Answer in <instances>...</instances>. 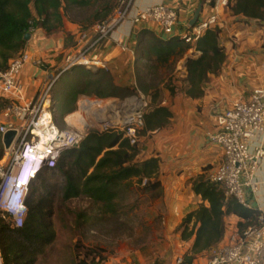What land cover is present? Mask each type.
<instances>
[{
  "label": "trees",
  "instance_id": "1",
  "mask_svg": "<svg viewBox=\"0 0 264 264\" xmlns=\"http://www.w3.org/2000/svg\"><path fill=\"white\" fill-rule=\"evenodd\" d=\"M115 6V0H0V71H6L11 61L26 49L25 37L31 30H42L46 36H52L69 23L79 28L78 35L81 36L96 23L108 20ZM228 10L233 17H240L247 23L264 22V0H229ZM221 34V27L207 30L193 45L183 40L165 41L152 33L144 38L141 53L148 72L147 78H138L139 89L153 98L140 136L164 129L173 118L169 108L158 105L156 80L159 71L173 72L176 62L194 49L200 55H194L186 62V95L191 99L202 98L203 85L211 75L221 72L227 59L225 47L220 45ZM150 90L155 94H148ZM129 92L117 87L108 72L94 75L83 67L62 73L52 88L62 116L75 112L79 96L123 98ZM174 93L172 90V96ZM3 100L4 106L10 103V100ZM2 155L0 137V159ZM160 171V157L154 155L145 159L141 144L132 146L121 132L92 130L78 148L62 155L55 168L43 171L32 182L25 200L27 214L22 228L14 229L0 220L4 264H34L50 244L51 236L47 230L52 226L49 208L53 196L63 202L87 198L102 214L115 216L131 192L135 179L152 199L162 198L164 188ZM55 177L60 180L51 191L50 180ZM190 184L193 192L208 206L202 204L187 215L178 228L180 240L190 245L181 256L182 264H193L222 243L228 217L239 219L236 229L242 234L259 225L260 216L257 210L227 196L221 185L211 183L204 175L191 180Z\"/></svg>",
  "mask_w": 264,
  "mask_h": 264
},
{
  "label": "crops",
  "instance_id": "2",
  "mask_svg": "<svg viewBox=\"0 0 264 264\" xmlns=\"http://www.w3.org/2000/svg\"><path fill=\"white\" fill-rule=\"evenodd\" d=\"M214 1L134 0L132 17L156 5L177 10L178 23L173 35L164 34L161 27L154 22L133 24L131 20H127L109 38L96 44L88 54V58L98 57L104 61L106 70L89 72L94 75L102 71L108 72L117 87L130 91L140 90L138 78H147L148 72L147 63L141 53L144 38L152 33L165 41L182 40V37L193 27L191 22L198 10H200L199 21L214 14ZM220 19L223 22L220 45L225 47L227 55L221 72L218 75H211L209 81L203 85L202 98L187 97L185 65L190 57L200 55L195 53L194 49L188 51L184 58L176 62L172 73L177 79L176 84L180 90L174 96L169 95L164 98L160 105L169 108L173 118L161 131L148 132L147 136L151 137L152 142L150 149L147 137H140L144 158L154 156L155 151V155L161 159L160 174L164 188L162 200L168 208V214L172 218L176 216L179 224L202 204L208 206L207 202H203L201 197L193 192L190 182L199 175L208 178L223 161L222 148L210 144L207 137L208 133L217 130V116L227 111L234 102L249 99L255 89L264 86V40H261L264 39L262 38L264 22L247 23L240 17H233L228 8L222 10ZM29 33L30 38L27 40L25 51L31 59L17 77L21 89L13 97L0 92L1 99L11 101L17 96L22 101L35 99L47 83L63 73L65 58L76 52L80 39L79 28L69 23H66L64 30L52 36H46L42 30H31ZM227 39L239 40V42L246 39V47H242L243 54L228 56ZM41 64L45 65V68ZM177 90L178 88L175 91ZM152 92L153 90H150L148 94ZM255 182L258 191L253 194L249 189H244L245 200L249 208L257 210L264 217V159L255 174ZM238 221L235 216L228 217L227 232L222 243L194 263L207 264L228 242L229 236L237 232ZM189 248L190 245L185 244L183 253Z\"/></svg>",
  "mask_w": 264,
  "mask_h": 264
},
{
  "label": "built area",
  "instance_id": "3",
  "mask_svg": "<svg viewBox=\"0 0 264 264\" xmlns=\"http://www.w3.org/2000/svg\"><path fill=\"white\" fill-rule=\"evenodd\" d=\"M134 0H115L112 16L103 22L96 23L80 36L77 51L65 58L63 73L75 67H83L95 72L106 70L104 61L98 57L88 58L90 51L112 33L125 21L133 24L140 22H154L161 27L166 35H173L178 23V12L164 5L148 7L131 16ZM229 0H215L214 14L209 18L198 21L190 32L182 37L186 44H195L201 36L210 29L221 27L222 10L228 8ZM124 50H126L124 48ZM30 55L24 50L11 61L6 71H0V91L7 96H15L21 86L17 77L26 64ZM42 66V64H41ZM59 76L47 83L32 101L12 99L0 112V137L3 155L0 159V220L7 222L14 229L22 228L27 214L25 205L29 186L18 182L19 168L23 162V155L36 153L45 158L44 169L55 168L62 155L78 148L86 138L90 128L61 129L56 123L57 111L52 88ZM136 98L141 102L140 107L128 115L121 126L95 127L101 132L117 131L128 139L132 146L140 144V132L144 128V117L149 108L143 98ZM85 101H103L83 98ZM80 108V105H79ZM217 130L208 133L210 144L222 148L224 158L221 165L208 176L211 183L223 187L226 195L236 198L249 208L245 200L244 189L255 194L258 185L255 174L264 159V86L255 89L247 100H238L222 114L217 116ZM14 131L16 136L9 148H5L3 137ZM259 225L245 230L242 234L232 233L228 242L222 246L207 264H264V217L259 216ZM0 264L4 258L0 249ZM177 264H182L179 258ZM196 264V263H193Z\"/></svg>",
  "mask_w": 264,
  "mask_h": 264
},
{
  "label": "rangeland",
  "instance_id": "4",
  "mask_svg": "<svg viewBox=\"0 0 264 264\" xmlns=\"http://www.w3.org/2000/svg\"><path fill=\"white\" fill-rule=\"evenodd\" d=\"M227 42V53L231 56L243 54L242 47H246L247 40L239 42L227 39ZM42 67L45 68V65ZM171 73L165 69L159 71V78L156 80L158 105H161V101L167 96H172V90L174 94L180 90L176 84V77ZM79 97L75 104V112L79 110V102L88 96ZM132 97L139 99L144 97L146 102L150 100L147 112L151 109L153 95L147 96L136 89L123 98L92 97V99L125 101ZM3 103L4 100L0 98V112L5 107ZM55 108L59 128H79L68 120L71 114L62 116L59 113L60 106L56 100ZM88 125L91 124L87 123L82 129ZM102 125L104 124H100V127L93 126L101 128ZM95 127L90 128L87 135L92 130L105 133ZM147 135L148 132L143 136L147 137L150 149L151 137ZM155 153L154 151V155ZM59 180V177L50 180L51 191L56 188ZM130 190L120 207L119 214L115 216L102 214L99 207L87 198L80 197L63 202L57 197L54 199L53 196L49 208L52 226L47 230L51 242L34 264H177L183 255L185 244L179 238L180 224L176 216L172 218L168 214L164 200L152 199L150 194L137 184L136 179Z\"/></svg>",
  "mask_w": 264,
  "mask_h": 264
},
{
  "label": "bare ground",
  "instance_id": "5",
  "mask_svg": "<svg viewBox=\"0 0 264 264\" xmlns=\"http://www.w3.org/2000/svg\"><path fill=\"white\" fill-rule=\"evenodd\" d=\"M141 102L136 98L125 101L109 99L105 101L81 102L80 109L71 114L70 122L80 129L87 123L91 125L107 124V126H121L125 118L140 107Z\"/></svg>",
  "mask_w": 264,
  "mask_h": 264
},
{
  "label": "clouds",
  "instance_id": "6",
  "mask_svg": "<svg viewBox=\"0 0 264 264\" xmlns=\"http://www.w3.org/2000/svg\"><path fill=\"white\" fill-rule=\"evenodd\" d=\"M45 161V158L41 159L36 153H28L26 156L23 155V162L18 172V182L21 185L30 187L32 182L36 180L43 171H45Z\"/></svg>",
  "mask_w": 264,
  "mask_h": 264
},
{
  "label": "water",
  "instance_id": "7",
  "mask_svg": "<svg viewBox=\"0 0 264 264\" xmlns=\"http://www.w3.org/2000/svg\"><path fill=\"white\" fill-rule=\"evenodd\" d=\"M199 14H200V10H198V12L196 13L194 19L192 20L191 26H195L198 23V21H199ZM29 38H30V33H28L26 35L25 39L26 40H29ZM15 136H16V132H14V131H10V132H8V133H6L4 135L3 142H4V145H5V148L6 149L10 147V145H11L13 139L15 138Z\"/></svg>",
  "mask_w": 264,
  "mask_h": 264
}]
</instances>
